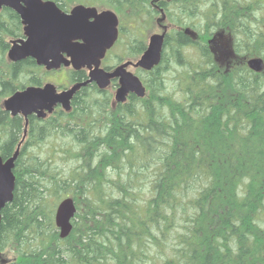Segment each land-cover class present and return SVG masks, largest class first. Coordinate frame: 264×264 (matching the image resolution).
<instances>
[{"label": "trees", "instance_id": "trees-1", "mask_svg": "<svg viewBox=\"0 0 264 264\" xmlns=\"http://www.w3.org/2000/svg\"><path fill=\"white\" fill-rule=\"evenodd\" d=\"M49 1L62 11L105 6L137 26L161 9L173 30L160 64L136 70L144 98L117 104L89 84L69 112L29 117L22 143L25 121L2 100L42 86L47 73L32 59L7 60V38L23 32L13 11H0L2 159L21 143L13 199L1 211L0 264H264V70L244 62L264 58V0ZM138 29L127 58L146 49ZM218 34L231 42L225 63L208 45ZM68 197L76 214L60 239L54 214Z\"/></svg>", "mask_w": 264, "mask_h": 264}, {"label": "water", "instance_id": "water-1", "mask_svg": "<svg viewBox=\"0 0 264 264\" xmlns=\"http://www.w3.org/2000/svg\"><path fill=\"white\" fill-rule=\"evenodd\" d=\"M2 9H9L19 17L23 32L21 38L9 42L6 55L9 62L32 59L36 66L44 68L46 72L57 71L62 67L88 71L86 81L68 89L58 91L54 84L46 83L41 87H26L3 100L5 112L11 117L22 116L25 120L24 136L30 116L44 119L58 106L69 112L75 94L88 84L95 83L102 91L116 80L114 102L117 104L125 103L129 95L145 97L143 83L128 68L149 72L160 64L167 34L166 26H162L160 34L149 36L145 51L135 62L127 61L112 71H106L101 68V62L116 43L119 34V19L113 11L99 12L94 7L76 5L64 12L49 0H0V11ZM164 20L165 16L162 14L158 23ZM185 33L190 32L187 29ZM208 45L215 56L219 53L216 58L221 63L233 57L231 42L225 41L221 34L210 39ZM246 65L254 73L264 70V61L260 57L247 59ZM20 146L21 143L10 158L4 160L0 156V225L1 211L13 199V169ZM75 214L76 207L72 198H65L57 205L54 224L60 239H65L70 234Z\"/></svg>", "mask_w": 264, "mask_h": 264}, {"label": "rangeland", "instance_id": "rangeland-1", "mask_svg": "<svg viewBox=\"0 0 264 264\" xmlns=\"http://www.w3.org/2000/svg\"><path fill=\"white\" fill-rule=\"evenodd\" d=\"M74 7V6H73ZM72 8V7H71ZM98 10L100 11H103V10H111L113 11L112 9L108 8V7H100V8H97ZM260 12V11H259ZM161 14L159 15H156L153 19L151 20H148L146 22H143V24L141 26H137L133 21H129L127 18L125 19H122V17H119V29H120V41L117 45V47H115V49L110 53V56H108V58L106 59V62L105 64L106 65H113L115 63V59H118L119 56L120 58H123L124 61L125 60H130V61H135L137 60L138 58H127L126 56H124V54H122L124 52V45H127L129 43V39H131V36H132V28H139L138 29V36H140L141 38L143 37L144 38V41H145V45H147L148 43V38L151 34H155V33H158L160 34L162 32V28L161 26H166L167 27V30L170 32L171 30H173V27L170 25L169 22L167 21H164L162 23H158V19L161 18ZM256 18L258 20H261L260 18H263L262 21L264 22V8L262 9V12L261 14L260 13H257L256 14ZM10 40H12L11 38H7V41L9 42ZM195 54V53H193ZM191 54V55H193ZM119 55V56H118ZM217 58L219 57V53L216 54ZM261 57V55L259 54H255L254 56L252 57H245L244 60L246 61V59H249V58H253V57ZM264 60V58H262ZM244 61V62H245ZM118 62H116L117 64ZM130 70L131 72H134L136 74V71L132 68L128 69ZM67 74H68V69H61L55 73H47V75L44 76V83H52L56 86H59V85H62V86H65V87H70L72 84L69 82L68 78H67ZM107 91L109 94H111V98L112 100L113 97H114V93H115V88L112 86V87H108L107 88ZM4 100V99H3ZM2 100V102H3ZM112 102V101H111ZM2 105V103H1ZM261 220L264 221V212L259 216ZM264 226V225H263ZM4 257L8 260H11L13 259V254L11 253H4L3 254ZM1 258V257H0Z\"/></svg>", "mask_w": 264, "mask_h": 264}, {"label": "flooded vegetation", "instance_id": "flooded-vegetation-1", "mask_svg": "<svg viewBox=\"0 0 264 264\" xmlns=\"http://www.w3.org/2000/svg\"><path fill=\"white\" fill-rule=\"evenodd\" d=\"M160 10L161 9H159V11H158V14L160 13ZM115 47H116V44L113 46V48H111L107 53H106V56H105V58H104V60L102 61V63H101V68L102 69H104V70H106V71H112L116 66H119V65H121L122 64V62L121 63H117L116 64V60H115V63L112 65H106L105 64V62H106V59L108 58V56H110V53L115 49ZM125 61H127V60H125ZM123 63H124V61H123ZM128 69H130V68H128ZM71 69H68V71H70ZM72 71H74V70H72ZM80 71H83L84 72V75L86 76V78H85V80L84 81H86L87 80V71L85 70V69H83V70H80ZM80 71H74V72H80ZM53 73H55V72H53ZM67 78H68V80H69V76H68V74H67ZM69 82L71 83V81L69 80ZM114 83L116 84V81L115 82H113L112 83V86L114 85ZM72 85H73V83H71ZM74 84H76V83H74ZM90 85H93V84H90ZM95 85V84H94ZM61 87H59L58 88V90L60 91V90H64V89H68L69 87H65V86H62V85H60ZM96 86V85H95ZM111 86V87H112ZM116 86L117 85H115L114 86V88H116ZM32 116H34V115H32ZM31 117V116H30ZM48 117V116H47ZM35 118L37 119V120H42V119H38L36 116H35ZM25 131V130H24ZM24 138V133H23V136H22V139ZM26 138H27V135H25V138H24V141L26 140ZM22 139H21V141H22ZM23 141V142H24Z\"/></svg>", "mask_w": 264, "mask_h": 264}, {"label": "bare ground", "instance_id": "bare-ground-1", "mask_svg": "<svg viewBox=\"0 0 264 264\" xmlns=\"http://www.w3.org/2000/svg\"><path fill=\"white\" fill-rule=\"evenodd\" d=\"M161 13H163V11H162V10H160V13H159V14H161ZM159 14H158V15H159Z\"/></svg>", "mask_w": 264, "mask_h": 264}]
</instances>
